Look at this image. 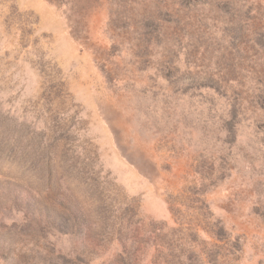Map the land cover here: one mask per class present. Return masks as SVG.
Wrapping results in <instances>:
<instances>
[{"label":"rangeland","instance_id":"374dc122","mask_svg":"<svg viewBox=\"0 0 264 264\" xmlns=\"http://www.w3.org/2000/svg\"><path fill=\"white\" fill-rule=\"evenodd\" d=\"M0 264H264V0H0Z\"/></svg>","mask_w":264,"mask_h":264}]
</instances>
